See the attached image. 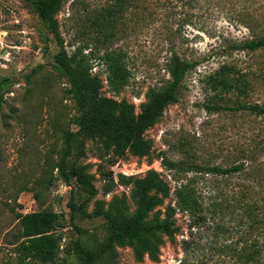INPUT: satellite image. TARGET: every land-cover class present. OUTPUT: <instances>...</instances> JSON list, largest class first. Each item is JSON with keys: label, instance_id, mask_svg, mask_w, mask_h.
Here are the masks:
<instances>
[{"label": "rangeland", "instance_id": "1", "mask_svg": "<svg viewBox=\"0 0 264 264\" xmlns=\"http://www.w3.org/2000/svg\"><path fill=\"white\" fill-rule=\"evenodd\" d=\"M35 2L0 0V264H81L74 241L81 237L98 245L108 236L105 215L96 214L99 202L108 211L115 197H125L127 217L132 218L137 208L135 181L155 170L171 191L149 219L155 211L164 218L167 206L176 204L177 186L194 173L176 180L163 160L229 165L235 149L248 147L264 130V118L209 108L214 103L231 106L237 99V93L219 97L213 89L212 78L223 65L248 74L249 87L240 100L264 104V48L248 52L235 47L253 35H264V0L64 1L56 16L68 54L86 59L103 81V96L126 98L136 112L147 102L149 90L160 89L170 78L167 64L172 54L196 62L180 86L178 100L146 130L144 137L152 142L149 155L118 156L96 140L85 139L84 154L76 164L86 166L97 192L84 204L86 195L76 181L67 184L56 168L65 150L64 133L76 129L80 112L67 76L55 63L59 47L53 40L47 43ZM108 52L127 68L129 78L119 88L109 81ZM73 190L78 203L75 224L69 205ZM41 209L60 214L54 230L59 247L47 262L21 261L16 213ZM175 218L180 230L173 238L164 236L160 262L148 256L138 261L132 246L116 245L113 264H178L183 258L192 264L234 262L210 228H191L187 212L178 211ZM185 239L200 246L185 251Z\"/></svg>", "mask_w": 264, "mask_h": 264}, {"label": "trees", "instance_id": "2", "mask_svg": "<svg viewBox=\"0 0 264 264\" xmlns=\"http://www.w3.org/2000/svg\"><path fill=\"white\" fill-rule=\"evenodd\" d=\"M65 0H36L35 6L46 29L47 43L53 40L59 47L55 63L67 76L70 89L79 110L76 129L64 133L65 150L56 164L60 178L67 184L73 180L86 195L83 204L92 199L96 188L87 173L85 165H77L84 154L85 139H93L106 149H113L118 156L128 152L142 157L152 151V142L145 139L148 128L155 125L165 108L178 100V92L186 74L196 67L190 62L172 54L167 64L170 78L160 89L151 88L140 112L134 103L126 98L118 100L103 96V81L92 73L86 59L76 54L69 55L60 34L57 13ZM122 3V2H121ZM120 3V4H121ZM236 49L255 52L264 48V35H253L235 45ZM108 52L105 60L109 65V81L119 88L128 80L127 68ZM216 95L237 93L231 106L214 103L211 110H232L235 114L246 111L249 115L264 118V104L240 100L249 87L247 72L223 65L212 78ZM264 130L253 136L248 147L239 145L232 154L229 165L202 164L188 158L179 162L163 160V165L174 170L175 179L183 173H194L186 182H180L175 190L176 204L168 205L165 217L160 211L151 213L164 203L170 194V185L155 170H149L143 178L135 181L134 197L137 208L132 218L127 217L126 198L115 197L108 211L99 202L96 214H104L108 236L98 245L84 242L81 237L74 241L81 264H113L116 261V245H130L138 261L148 256L153 262H160L164 236L174 237L180 230L175 215L178 211L191 215L190 227H205L222 240V252L232 264H264ZM204 187L207 190H204ZM72 191L71 219L78 210ZM20 226L18 253L21 261L47 262L54 257L59 247V236L54 233L60 225V214L41 209L30 213H16ZM232 223V225H228ZM78 228V226H77ZM199 247L189 239L183 240V250ZM198 249V248H197ZM178 264H192L183 258Z\"/></svg>", "mask_w": 264, "mask_h": 264}]
</instances>
